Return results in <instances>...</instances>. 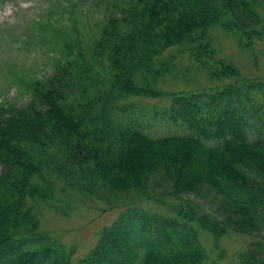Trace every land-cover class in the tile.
I'll list each match as a JSON object with an SVG mask.
<instances>
[{
    "label": "trees",
    "instance_id": "16d2710c",
    "mask_svg": "<svg viewBox=\"0 0 264 264\" xmlns=\"http://www.w3.org/2000/svg\"><path fill=\"white\" fill-rule=\"evenodd\" d=\"M263 3L96 0L105 15L98 33H76L62 47L52 78L34 82L26 106L0 103V264H210L203 233L218 250L235 232L251 240L228 264H264V80L243 78L212 36L219 27L252 51L264 39ZM51 18L37 26L54 36ZM177 50L211 86L158 87L177 66ZM131 97L168 105L149 112L153 124ZM164 124L167 134L156 129ZM157 167L168 173L176 202L149 192ZM201 184L225 199V216L182 198ZM74 193L123 208L77 262L42 230L37 208L64 212ZM122 195L128 201L120 207Z\"/></svg>",
    "mask_w": 264,
    "mask_h": 264
},
{
    "label": "rangeland",
    "instance_id": "374dc122",
    "mask_svg": "<svg viewBox=\"0 0 264 264\" xmlns=\"http://www.w3.org/2000/svg\"><path fill=\"white\" fill-rule=\"evenodd\" d=\"M71 1L77 4L76 9L71 10L67 6V0L0 1L1 104L16 108L26 106L31 99L34 82L52 78L55 72V59L62 53V47L74 39L76 33L82 34L81 39L98 33V27L105 17L103 8L93 6L96 0ZM259 12L264 19V3ZM50 16L52 18L49 24L53 23L55 27L54 36L37 26L39 22L45 28ZM212 36L219 55L234 62L243 78L264 80V39L256 42L251 51L239 47L235 37L219 27L212 30ZM176 53L177 66L160 79L159 88L168 92H181L197 91L205 86H211L208 76L195 66L188 54L180 55L178 50ZM127 102L143 109L139 111L141 119L151 121L153 124L158 123V120H153L149 112L154 111L155 107L163 109L168 105V101L160 105V100L139 97H131ZM165 126L168 124L157 126L156 129L160 130L161 134H167L170 129L167 130ZM147 183L151 194L156 196L164 194L166 195L164 197L171 199L170 202H176L168 194L172 191V182L164 167L152 169L150 176L147 177ZM182 198L200 205L206 212L219 218L225 216L224 209L228 207L225 199L208 184H201L195 191ZM68 199L64 212L55 211L43 203L37 204V208L42 230L52 234L73 250V260L77 262L95 246L100 231L112 224L123 208L111 209L103 200L100 201L98 198L84 200L77 193ZM132 199L135 202H145L136 196ZM127 201L124 195L119 196L120 207ZM146 206L151 210L161 209L166 212L165 207L159 208L154 202H149ZM202 236L209 251L210 264L232 262L233 254L246 247L251 240L245 234L231 233L221 241L223 245L215 250L211 236L207 233H203ZM224 249L231 255L227 253L222 259L220 254Z\"/></svg>",
    "mask_w": 264,
    "mask_h": 264
}]
</instances>
